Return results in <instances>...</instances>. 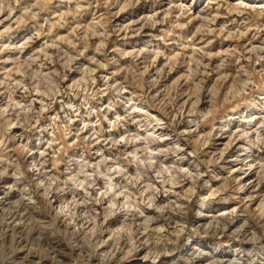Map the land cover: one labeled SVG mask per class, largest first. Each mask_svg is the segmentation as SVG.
<instances>
[{
	"label": "clouds",
	"instance_id": "obj_1",
	"mask_svg": "<svg viewBox=\"0 0 264 264\" xmlns=\"http://www.w3.org/2000/svg\"><path fill=\"white\" fill-rule=\"evenodd\" d=\"M0 264H264V0H0Z\"/></svg>",
	"mask_w": 264,
	"mask_h": 264
}]
</instances>
